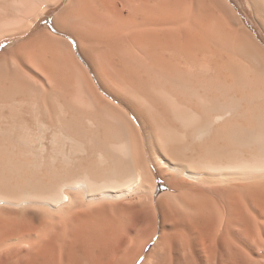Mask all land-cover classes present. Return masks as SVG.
I'll use <instances>...</instances> for the list:
<instances>
[{
  "label": "bare ground",
  "instance_id": "6f19581e",
  "mask_svg": "<svg viewBox=\"0 0 264 264\" xmlns=\"http://www.w3.org/2000/svg\"><path fill=\"white\" fill-rule=\"evenodd\" d=\"M233 1L0 0V264L263 254L264 0L261 36Z\"/></svg>",
  "mask_w": 264,
  "mask_h": 264
},
{
  "label": "rangeland",
  "instance_id": "374dc122",
  "mask_svg": "<svg viewBox=\"0 0 264 264\" xmlns=\"http://www.w3.org/2000/svg\"><path fill=\"white\" fill-rule=\"evenodd\" d=\"M234 1H233L234 6L238 9L239 13L241 14V17L249 24V26L253 29V32H255L256 35L261 36L262 32L260 30V27L257 26V24L255 23V17L253 15L252 9H251L249 3L247 2V0H236L235 2ZM54 13H55V10H51L45 16V19L41 22V25L44 26L47 23L50 24L52 21ZM62 35L65 36V34H62ZM73 42L75 43V46L78 50L76 41L73 40ZM262 44L264 45V43H262ZM159 182H160V185L162 186L160 188V191H164V190L168 189V187L166 185L167 183L164 181V179H162L160 177ZM190 254H187L188 257L186 255V258L184 257L185 255H182V258L180 259V264H196L197 261H198V264H242V263H244V264H264V252H263V254H262V252L260 254L259 253L250 254V253L245 252V251H242V253H240V252L228 250L226 252L225 251L221 252L220 254L216 255V257L215 256L205 257L204 255H195V254L190 255ZM197 257L199 260L197 259ZM153 259L154 258H148L147 259L146 257H142L136 262V264H145L146 261H148V263H149V261L151 262ZM168 260H169V258H168ZM195 260H197V261H195ZM241 261H243V262H241ZM223 262H225V263H223ZM238 262H240V263H238ZM124 264H126V263H124ZM168 264H169V262H168Z\"/></svg>",
  "mask_w": 264,
  "mask_h": 264
}]
</instances>
